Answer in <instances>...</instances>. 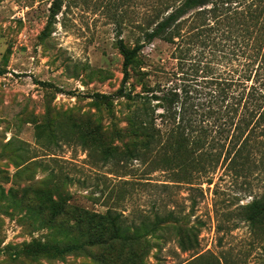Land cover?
<instances>
[{
  "label": "rangeland",
  "instance_id": "374dc122",
  "mask_svg": "<svg viewBox=\"0 0 264 264\" xmlns=\"http://www.w3.org/2000/svg\"><path fill=\"white\" fill-rule=\"evenodd\" d=\"M53 1L0 0V264H264V124L243 131L241 108L225 112L222 128L211 124L208 173L161 147L140 146L133 158L105 154L104 147L122 149L115 129L136 109L118 93L120 43L143 44L158 0H63L52 17ZM144 44L147 76L131 77L125 93L133 83L140 93L143 82L159 90L201 80V70L175 58L173 44ZM98 124L102 133L89 134ZM59 195L117 215L140 244L101 253L75 243L33 260L26 244L79 240L74 215L51 214L50 196ZM192 228L198 243L185 250L180 230Z\"/></svg>",
  "mask_w": 264,
  "mask_h": 264
},
{
  "label": "trees",
  "instance_id": "16d2710c",
  "mask_svg": "<svg viewBox=\"0 0 264 264\" xmlns=\"http://www.w3.org/2000/svg\"><path fill=\"white\" fill-rule=\"evenodd\" d=\"M62 5L63 0L53 1L52 17L61 11ZM152 9L143 44L131 48L120 43L125 71L118 93L136 109L126 116V128L115 129L118 137H122L123 142H119L122 149L119 150L120 144L114 148L103 146L104 152L108 155L124 150L133 158L138 156L140 146L148 152L161 147V151H169L177 163L187 162L195 169L200 166L198 171L208 173L213 160L209 161L210 167L204 161L211 154L206 147L211 124L222 128L228 121L224 120L225 112L236 115L240 108L242 114L238 123L243 131L252 124H264V0H158ZM155 40L173 44L175 58L192 64L196 73L201 70V80L194 78L189 80L191 83L181 82L175 84L176 87L159 90L143 82L140 93L134 91L133 83L125 93L131 77L147 76L140 70L143 64L140 54L144 43ZM238 73L235 78L234 74ZM252 79L256 84L248 88L246 84ZM158 109L161 112L157 113ZM157 119L165 127L164 133ZM96 131L102 133L100 124L89 134ZM247 137L243 138V143ZM217 139H223L219 131ZM49 203L52 216L76 217L79 240H36L26 244V251L33 260L54 258L65 249L72 250L75 243H80L82 250L93 248L101 253L105 248L112 246L113 249L114 244L122 248L140 244L138 238L127 236L117 215L109 212L102 215L82 206L69 205L60 195L58 202L50 196ZM254 205L256 211H263L257 203ZM197 243L194 228L180 230L183 249H194ZM62 244L66 246L63 248Z\"/></svg>",
  "mask_w": 264,
  "mask_h": 264
}]
</instances>
